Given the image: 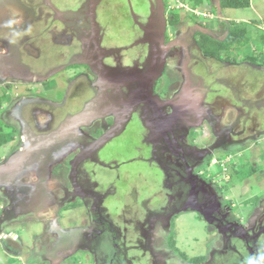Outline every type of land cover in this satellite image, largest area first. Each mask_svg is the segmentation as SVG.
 <instances>
[{
	"label": "flooded vegetation",
	"instance_id": "af4514ba",
	"mask_svg": "<svg viewBox=\"0 0 264 264\" xmlns=\"http://www.w3.org/2000/svg\"><path fill=\"white\" fill-rule=\"evenodd\" d=\"M173 1L176 6L170 4ZM182 1L193 6V0H0V166L25 145L57 130L86 105L91 113L111 114L32 154L33 189L19 181L0 192V234L18 235L6 230L18 222L17 212L38 218L41 201H45L50 204L51 218L48 232H44L47 246L41 247L53 246L50 251L61 247L62 253L85 252L93 264H245L249 256L264 253V196L255 202L248 198L242 204L245 211L239 212L233 203L236 197H226L225 186L216 178L209 179L204 170L219 149L232 153L247 147L243 144L247 137L252 143L245 150L261 146L259 136L264 129L251 133L243 122L264 106V98L253 103L244 99L245 86L240 84L242 93L239 82L245 69L261 74L264 66L249 61L252 57L244 52L229 60L205 55L202 41H222L228 33L226 27L234 22L217 17L215 0H202V9L208 12L204 19L189 17ZM7 10L15 11L21 20L9 19L3 14ZM160 42L169 47L161 75L164 83L159 78L153 84L155 100L134 104L143 97L135 76L147 71L152 45ZM212 64L218 65L222 76L217 75L219 70L210 72ZM230 70L239 72L231 74ZM103 72L116 85L102 84ZM120 75L126 78L120 79ZM231 91L237 95L235 102ZM131 94L136 97L128 100ZM210 95L215 97L213 101ZM232 113L233 124L228 122ZM262 115L264 118V112ZM118 116L124 124L111 135L108 130ZM240 119L243 128L237 129ZM204 128L208 137L199 138ZM127 130L138 139L137 156L129 162L138 161L148 169L156 191L141 193L131 186L128 205H106L116 196L112 186L120 181L118 171L126 163L109 162L102 152ZM60 155L63 160L57 162ZM103 171L116 174L106 179ZM238 172L233 168V180ZM143 181L149 188L147 180ZM240 182L236 180L229 190ZM48 185L53 186L47 191ZM143 194L147 199L140 217L132 204ZM152 195L161 200L154 212L148 206ZM187 214H195L205 232L213 234L211 240L204 237V248L197 250L196 257L179 254L182 252L176 251L173 240L175 221ZM120 222L128 229L122 232L117 226ZM139 223L144 225L141 232ZM19 242L9 240L2 245L13 251ZM68 245L76 248L70 252ZM153 245L160 253L153 252ZM41 247L34 243L33 249ZM165 247L178 259L171 255L166 261V253L161 251ZM134 250L136 254L129 256ZM87 257L80 262L85 264Z\"/></svg>",
	"mask_w": 264,
	"mask_h": 264
},
{
	"label": "rangeland",
	"instance_id": "374dc122",
	"mask_svg": "<svg viewBox=\"0 0 264 264\" xmlns=\"http://www.w3.org/2000/svg\"><path fill=\"white\" fill-rule=\"evenodd\" d=\"M182 3L184 5H186V7L188 9L187 15H189V17H193L194 14H193L192 10L195 6L197 9H199L197 11L204 12V10L202 9L203 8L202 7V5H203L202 0L200 3L199 2L197 3L196 0H193V6H192L193 8L190 7L189 2L184 3L182 1ZM170 4L173 6L177 5L174 1H173V4L172 3H170ZM221 8H222L221 3H219L218 9H220L221 12L217 11L218 12L217 17L221 20L226 18L229 21H235L236 25H238L237 23L248 24V23H251V21H253V22H255V25H257L256 27L262 28L264 26V0H251L250 8L246 9V10H237V11L226 10V11H223ZM184 10L186 11L185 7H184ZM3 14L8 15L9 19H12L13 21L15 19L21 20V19H19V15H17V13H15V11L9 12L7 10V11L3 12ZM124 18L125 17L122 15V19H124ZM201 19H203V18H201ZM1 20H3V19H1V17H0V23H1ZM235 23H233V24H235ZM125 24L128 25L129 23H125ZM231 25L232 24H229V26H231ZM207 27H209V26H207ZM253 28H255V27H253ZM253 28L250 26L247 27V33L250 34V43L248 44V46L241 51H238L236 48L231 49V56L236 57L238 54H240V56H242V55H244L243 54V52H244L245 55L252 57V58H256V61H258V63H260V64L262 63V65L264 66V46L262 44H259V42L256 40L257 34L254 30H256L257 28L256 29H253ZM228 29H229V27L228 28L226 27V30H228ZM220 32L222 33V30ZM215 36H218V34H216ZM219 37H222V36L220 35ZM202 44L204 45V47H207L208 49L214 48L213 44L207 40L202 41ZM223 56H224V54L222 55V59L225 60L226 58ZM217 67H218V65L212 64L210 67V72H215V70H219L216 73L218 76H222L223 71ZM241 70L243 72L244 69H241ZM244 71H245V72H243L244 78H243V80H241L239 82V85L243 82V84L245 86V90H243L244 88L241 87V85H240L241 92H242V90L244 91V94H243L244 99L249 100L252 103L254 101L257 102L258 101L257 99H260L262 101L264 98V73L260 74L256 71H252L248 68L245 69ZM233 72L235 74H238L239 70H234V71L232 70L231 74H233ZM201 73H202V71H201ZM68 74H69V72L67 71L66 75L68 76ZM226 74L228 75L227 72H226ZM250 74H254V75H251V77H250L249 76ZM159 80H160L159 82L164 83V80H165L164 76L160 77ZM235 80H237V79H235V75H234L233 81H235ZM213 87H214V83L211 85V88H213ZM38 88L40 90V86ZM161 91H162V88L160 89V93H161ZM0 93H3V86H0ZM242 93H241V96H242ZM13 95H15L14 92H13ZM161 95L166 96V93L165 94L162 93ZM234 95H236V93L231 91V96L233 97V98L232 97L231 98L233 99V102L236 101V98L234 97ZM257 97H259V98H257ZM211 98H213V95H211ZM228 99H229V101L231 100L230 98H228ZM251 102H248V103L251 106H253L254 104H252ZM251 106H249V107H251ZM262 106L263 105L259 106L257 110L252 111V113H251L252 116H250L247 123L243 122L244 125L249 126V131L251 133H253V131L259 132V131H262L264 129V118L262 117L263 116L262 112H264V109H263L264 106L263 107ZM6 108L8 109V107H6ZM226 108H228V107H226ZM230 109H231V107H230ZM234 116H235L234 113H232L229 116L228 122L231 121V124L234 123V120H235L233 118ZM240 122H242L241 119L239 120V126L237 127V129L243 128L240 126ZM248 126H247V129H248ZM206 131H207L206 128H204V130H202V133L198 134L199 138L203 137V136L208 137V134ZM248 134H249V132H248ZM247 138L244 140L243 144L247 143V146H250V145H248V143L251 144L252 141H249L250 139L249 138L247 139ZM259 138L262 139V141H259V144H261V146L253 145L250 147V149H247V150L237 149L236 151H238V152L242 151V153L240 155L235 154L233 152L229 153V151H221L219 149L214 155H212L208 159L210 163L204 167V170H206L207 175H209V177H210L209 179L216 178L215 179L216 182L218 181L220 184L225 186V190H223V194L226 197H228L229 195L232 197H236V199L234 198L235 201L233 202V200H232V202L234 203V205H236L237 210L239 212L245 211L244 205H245V201L248 198L251 197V201L255 202L257 197H263L264 196V162L259 163V160L261 158L264 159V133H262L259 136ZM209 139H211V138H209ZM137 145H138V139L136 138L134 132L132 130H129V131L127 130L125 133H122L119 137H117L115 140H113L111 143H109L107 145V147L105 148V150L102 152L104 159L109 161V162L110 161H116L118 163H123V162L126 163V164L120 165V168L118 171V174L121 177L120 181H118L114 186H112L113 188H115L116 196L108 199L106 202V205H114V204L128 205L130 203L129 200H131V197L129 195L131 186H133L137 190H140L141 193L144 191L147 192V190H148V193L152 194L156 191L155 181L152 180V178L150 177L151 175L149 174L148 169H146V167L138 161H135L132 163L129 162L131 159H133L134 157L137 156L136 151H135ZM231 154H232V156H230ZM62 156L63 155L59 156V158H61V159L57 160V162H61L63 160L62 158L64 156L63 157ZM233 168H236L240 171L238 174H235L233 176V177H235L238 175L237 178H235V180H233L231 178V176H232L231 173H233ZM248 171H250L251 173L248 174ZM31 172L34 173V171H31ZM107 173L108 172H106V171L105 172L103 171V173H102V175H104L103 177L104 178L106 177V179H111L114 176V174H116V172L110 171L108 173V175H105ZM137 173H138L139 177H137ZM239 174H241V176L243 178H245L246 174L250 175V177L247 178L246 180L240 182L238 184V186H236L234 189L229 190V186L235 184L236 180H239V181L242 180V179H240ZM2 180H0V182ZM18 180L21 182L28 183V185L32 186V189H33V186H34L33 181H35V177H33V175H26V174L24 175L23 174V176H21ZM143 180H147V182L149 183L148 184L149 188H147V183ZM47 182L48 181H46V183ZM51 183H52V181H51ZM107 185H110V182H107ZM52 186L53 185H48L47 191L50 190V187H52ZM6 187H8V186H6ZM6 187L3 184H0V192H3V190H5ZM146 199L147 198L145 197V194H143V197H139L137 199V201H135L132 204L133 208L137 209L142 214V215H140V217L143 216V211L145 209V204L143 201H145ZM150 199H151V201L147 200V202L150 201L148 206L154 212L155 209H158L160 207L161 200L159 198H155L153 195L151 196ZM263 199H264V197H263ZM41 202H43V205H42L43 208L41 209V211H39L40 217L37 218V217H34L31 215L30 217H28L26 219V221H24L23 225H19V224L15 223L13 225V227L6 229L8 232H11L13 230L12 232L17 233L19 236L21 245L23 247L24 246L27 247L28 249L33 248L34 243H36L35 239L38 236L43 235L44 232H48L47 230H48V226L50 223L49 219L51 218L50 204L48 202L45 203V201H41ZM243 203H244V205H242ZM45 205L47 206V209H46ZM146 205H147V203H146ZM41 212H45L44 216L41 215ZM31 217H34V219H30ZM34 220H36V221H34ZM44 225H46L45 231H44ZM175 225H176L174 228L175 234H174L173 240L175 241L176 251L182 252V253H179L182 256H184V255L190 256V254L192 253V254H195L193 256L196 257L198 254L197 250L204 248L203 244H202L204 241L203 240L204 237H205V240L213 239V234H209V233L205 232L204 224H202L200 221H198L195 214H189V215L187 214L186 216L183 215L182 217H180L179 220L175 221ZM117 226L120 227V230L122 232L125 230L124 228L128 229V227L125 226L122 222L117 224ZM129 231H131V230L129 229ZM55 235H56V233L55 234L51 233V237L53 236L54 239L57 238ZM2 242H4V241L2 238H0V264H82L80 262V259H83V261H84V258L89 256V255L86 256L85 252H77L75 254H71L69 252L68 253H65V252L62 253V252H59V249L61 247L60 248L55 247V248L51 249V254H50L49 258L42 257V253H44L46 250L43 249L42 248L43 246L41 247V245L43 244L44 246H47L46 240H43V239L38 242V245L41 247V250H40V248L39 249L36 248L37 251L35 250L33 252H30V253L28 252V254L22 253L23 250H22V248L19 247L20 243L18 245H13V247H14L13 251L7 252L4 249ZM48 247H53V246H48ZM75 248L76 247H74L73 245L66 246V249L70 252L74 251ZM15 250H16V252H14ZM39 250L41 253L39 252ZM76 251H77V249H76ZM161 251L164 252V249ZM133 253L136 254V251L135 250L132 251L129 254V256H134ZM171 255H173V254L166 253V256L168 257V259L172 258ZM129 258H132V257H129ZM73 259H74V261L72 262ZM30 260H31V262H30ZM85 264H93V260L92 259L88 260V257H87V262Z\"/></svg>",
	"mask_w": 264,
	"mask_h": 264
},
{
	"label": "water",
	"instance_id": "95a60500",
	"mask_svg": "<svg viewBox=\"0 0 264 264\" xmlns=\"http://www.w3.org/2000/svg\"><path fill=\"white\" fill-rule=\"evenodd\" d=\"M168 49L169 47H162L161 42L159 44L152 45V49L147 59V64L145 65L147 71H145L143 75L138 74L135 76V80L139 82V90H141V95H143V97L139 101L133 102L134 104H138L143 100L151 101L156 99L155 96L152 95V86L162 75L165 56ZM123 77L125 79L126 75L119 76L120 79ZM102 78V84L109 82V84L116 85L115 79H110L109 76L104 72L102 74ZM134 94H131L128 100H131L133 96L135 98L136 96ZM93 118H95V115H92L90 112V105H86L80 113L75 114L67 119L57 130H54L49 135L38 137L34 142L25 145L22 150L16 152L9 158V161L6 163V165L0 166V180L3 179L0 184H3L5 187H10L14 184H17L19 182L18 179L23 176V174L33 175L31 172L34 170V162L32 161L34 159L32 155L33 153L42 150L44 147H52L55 144L61 143L66 139L71 138L78 128L84 127L85 123ZM103 140L104 138L99 140V142L101 141L100 143H102ZM15 167L17 170L14 169ZM18 167L20 168L18 169ZM24 169L25 171H23Z\"/></svg>",
	"mask_w": 264,
	"mask_h": 264
},
{
	"label": "trees",
	"instance_id": "16d2710c",
	"mask_svg": "<svg viewBox=\"0 0 264 264\" xmlns=\"http://www.w3.org/2000/svg\"><path fill=\"white\" fill-rule=\"evenodd\" d=\"M200 0H196L198 3ZM221 7L222 9H245L249 8V0H221ZM255 27L253 29H256L255 23L252 24H245L240 23L238 25L232 24L229 29L226 37L222 41H216L212 39H206L207 41L211 42L214 46L213 49H208L207 47H202V50L205 55L207 56H213L215 58H222L225 57L227 60L231 58L230 51L233 48H236L237 50L244 49L248 46L250 43V34L247 33V27ZM264 27V26H263ZM257 30V31H256ZM254 30L256 32V40L259 42V44H262L264 46V31L261 29ZM220 55V56H219ZM249 58H246L248 60ZM252 63H256V58L249 59ZM239 173V172H238ZM249 174V173H248ZM246 174L245 178L239 174L240 179L246 180L250 177V175ZM170 247H173V244H170Z\"/></svg>",
	"mask_w": 264,
	"mask_h": 264
},
{
	"label": "crops",
	"instance_id": "0c3cea01",
	"mask_svg": "<svg viewBox=\"0 0 264 264\" xmlns=\"http://www.w3.org/2000/svg\"><path fill=\"white\" fill-rule=\"evenodd\" d=\"M221 3V0H215V4L217 3V6L219 5V2ZM200 2H201V0H200ZM199 2V3H200ZM250 3H251V0H249V8H250ZM215 6V5H214ZM190 7L192 8V6L190 5ZM249 8H245V9H229V8H227V9H224V10H235V11H237V10H246V9H249ZM195 10H199V9H197L196 8V6H195V8H194ZM218 11L219 12H221V10L220 9H218ZM204 12H206V11H204ZM224 17V16H223ZM225 18V17H224ZM258 18V17H257ZM226 19V18H225ZM227 20V19H226ZM234 23H235V21H233ZM252 23H255V22H253V21H251V23H248V25L249 24H252ZM257 26V25H256ZM257 28H259V27H257ZM261 28V27H260ZM212 33V32H211ZM213 34V33H212ZM250 77H251V74L249 75ZM109 78H110V76H109ZM204 92H203V95L206 93V90L204 89L203 90ZM210 98H211V95H210ZM215 99V97H213V98H211V100H214ZM210 101V100H209ZM119 111V109L117 110V112ZM81 112V111H80ZM79 112V113H80ZM78 114V113H77ZM92 115H95V118H93V119H91V120H89L88 122H86L85 123V125H84V127L85 126H87V127H89L93 122H95V121H97V120H101V119H103L104 117L105 118H108V116L110 117L111 116V114H103V115H97L96 116V114H94V113H92ZM122 121H124L123 120V118H122V116L120 117V116H118V119L115 121V125L113 124V127L111 128L110 127V129L108 130V133H111V135H113V133H114V131L115 130H117V127H120V126H122L124 123H122ZM81 128V127H80ZM246 145V143H244V146ZM248 145H250V144H248ZM247 147H249V146H247ZM240 148H243V149H246V147L244 148V147H241L240 146ZM239 148V149H240ZM233 153H235V154H238V155H240L241 153H242V151H234ZM230 156H232V154L230 155ZM216 164V163H215ZM235 169V171L237 170L236 168H234ZM207 173V172H206ZM248 173L250 174L251 172L250 171H248ZM235 180V179H234ZM6 188H8V187H6ZM26 214V212H17V216H20V217H18L19 218V220H18V222H17V224H19L20 222H23V221H26V219L28 218V215H25ZM20 225V224H19ZM138 225V227H137V229L139 230V232H141L142 230H143V227H144V225H142L141 223H139V224H137ZM46 236L43 234V235H41L40 237H38V238H36L35 239V242H36V244H38V241H40V240H42V239H44ZM0 238H2L3 239V241H6L7 243H9L8 241L9 240H13V241H18L19 240V236L18 235H9V236H7V235H3V233H1L0 234ZM11 238V239H10ZM3 243V242H2ZM20 243V242H19ZM19 247L20 248H22V253H25V254H28V252H27V250H28V248L27 247H23L21 244H19ZM8 248H9V246L7 247V252H11V251H9L8 250ZM35 249H29V251L31 252H33ZM46 251L44 252V253H42V257H46V258H49V256H50V254H51V251H50V247H47L46 249H45ZM153 252H156V253H160V251H159V249L156 247V245L154 246L153 245ZM163 250V249H162ZM14 252H16V250L14 251ZM164 252L165 253H168V254H173L174 256H175V260H177L178 259V257H177V255H176V253L174 252V251H172V250H170V249H168V248H164ZM164 253V254H165ZM192 254V253H191ZM197 254V253H196ZM162 255V254H161ZM195 255V254H194ZM167 257V256H166ZM170 259V258H169ZM168 259V257L167 258H165V260L166 261H168L169 260ZM165 261V262H166ZM30 262H31V260H30ZM177 261H175V263H172V264H178V263H176ZM169 264H171V262L169 261Z\"/></svg>",
	"mask_w": 264,
	"mask_h": 264
},
{
	"label": "clouds",
	"instance_id": "9594fccd",
	"mask_svg": "<svg viewBox=\"0 0 264 264\" xmlns=\"http://www.w3.org/2000/svg\"><path fill=\"white\" fill-rule=\"evenodd\" d=\"M193 8V7H192ZM195 8V7H194ZM193 8V10H192V12H193V17L195 18V19H201V18H203L204 19V16L203 15H207V13L206 12H199V11H197V10H195ZM188 10L186 9V11L185 12H187ZM194 11H196L199 15H195V13H194ZM201 13H203V14H201ZM212 15V14H211ZM209 16H210V13H209ZM207 17H208V15H207ZM206 18V17H205ZM258 29H261L262 31H264V27H262V28H258ZM235 50V49H234ZM241 50H243V49H241ZM241 50H239L238 49V51H241ZM237 51V50H236ZM230 54H231V51H230ZM232 57V56H231ZM254 59V58H253ZM245 264H264V253H260V254H258V255H253V256H249L247 259H246V261H245Z\"/></svg>",
	"mask_w": 264,
	"mask_h": 264
},
{
	"label": "built area",
	"instance_id": "2783aa9c",
	"mask_svg": "<svg viewBox=\"0 0 264 264\" xmlns=\"http://www.w3.org/2000/svg\"><path fill=\"white\" fill-rule=\"evenodd\" d=\"M187 9V7H185ZM188 10V9H187ZM195 15H199L196 11H194Z\"/></svg>",
	"mask_w": 264,
	"mask_h": 264
}]
</instances>
